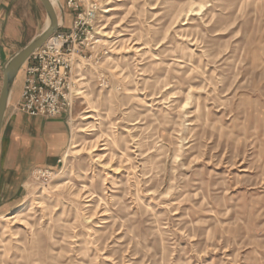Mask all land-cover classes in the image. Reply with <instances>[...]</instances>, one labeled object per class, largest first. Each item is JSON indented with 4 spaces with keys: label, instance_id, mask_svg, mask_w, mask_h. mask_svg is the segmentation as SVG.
Segmentation results:
<instances>
[{
    "label": "rangeland",
    "instance_id": "1",
    "mask_svg": "<svg viewBox=\"0 0 264 264\" xmlns=\"http://www.w3.org/2000/svg\"><path fill=\"white\" fill-rule=\"evenodd\" d=\"M68 2V145L3 171L0 264H264V0Z\"/></svg>",
    "mask_w": 264,
    "mask_h": 264
},
{
    "label": "crops",
    "instance_id": "2",
    "mask_svg": "<svg viewBox=\"0 0 264 264\" xmlns=\"http://www.w3.org/2000/svg\"><path fill=\"white\" fill-rule=\"evenodd\" d=\"M39 1L0 0V93L5 65L36 37L21 47L25 23L38 14L41 8ZM29 64L28 61L22 70L26 71ZM24 81L25 73L21 81H16L13 87L5 115L0 146V177L3 171H6V176L9 177L20 176L23 171L36 168L55 167L60 163V157L68 145L66 113L49 121L28 117L15 111L14 107L21 98Z\"/></svg>",
    "mask_w": 264,
    "mask_h": 264
},
{
    "label": "built area",
    "instance_id": "3",
    "mask_svg": "<svg viewBox=\"0 0 264 264\" xmlns=\"http://www.w3.org/2000/svg\"><path fill=\"white\" fill-rule=\"evenodd\" d=\"M68 5L78 8L74 0H69ZM95 17L92 5L77 16L70 33L57 32L31 57L21 98L14 107L16 112L32 118L54 119L70 110L68 92L73 63L69 57L76 51L78 35L83 30L89 33Z\"/></svg>",
    "mask_w": 264,
    "mask_h": 264
},
{
    "label": "water",
    "instance_id": "4",
    "mask_svg": "<svg viewBox=\"0 0 264 264\" xmlns=\"http://www.w3.org/2000/svg\"><path fill=\"white\" fill-rule=\"evenodd\" d=\"M40 2L42 3L48 18L45 30L37 35L26 47L14 55L3 69V84L0 93V146L5 115L10 103L13 86L19 73L31 57L44 46L49 38L61 29V21L52 1L40 0Z\"/></svg>",
    "mask_w": 264,
    "mask_h": 264
},
{
    "label": "bare ground",
    "instance_id": "5",
    "mask_svg": "<svg viewBox=\"0 0 264 264\" xmlns=\"http://www.w3.org/2000/svg\"><path fill=\"white\" fill-rule=\"evenodd\" d=\"M52 1V3H53V5H54V7H55V5H56V0H51ZM49 24V23H48ZM176 63H179V64H184V62H181V61H175ZM25 203H22L17 209H15L14 210V213L15 212H17V211H19V210H21V209H24L25 208Z\"/></svg>",
    "mask_w": 264,
    "mask_h": 264
}]
</instances>
